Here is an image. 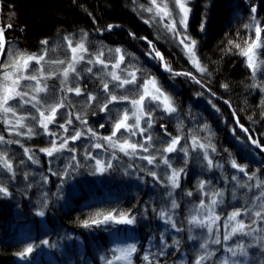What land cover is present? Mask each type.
I'll use <instances>...</instances> for the list:
<instances>
[{
  "label": "trees",
  "instance_id": "obj_1",
  "mask_svg": "<svg viewBox=\"0 0 264 264\" xmlns=\"http://www.w3.org/2000/svg\"><path fill=\"white\" fill-rule=\"evenodd\" d=\"M205 2L210 3L211 7L207 9L206 31L201 32L199 26ZM146 3L147 0H136V3L133 0H0V26L5 29L4 36L7 41L1 63L5 62L9 51L41 53L45 48L50 59H68L70 50L64 37L71 38L75 44L84 32L87 33L86 46L90 52L94 53L103 45L106 59H109L107 49L116 47L138 57V62L133 63H138L142 69L157 77L164 90L175 100L178 109L171 116L160 111L155 113V123L150 130L155 142L153 152L157 156L161 155L155 152V148L166 146L164 141L171 139L166 133L173 136L181 134L177 131L181 122L182 134L189 141L186 145L189 149L187 158L181 152L163 153L169 157L173 168L185 167L187 173L181 176L180 187L174 194L179 204V208L174 211L175 221L177 227L184 229L178 233L182 244L178 249L173 246L166 248L161 255L164 245L159 248L158 242L163 238L164 244L172 245L173 234L177 233L158 215L163 203L171 200L166 196L170 188L165 186L166 181H158L148 175L147 171H141H156L163 180V174L170 170L159 159L158 167H154L145 160L129 158L116 152L119 159L111 160L113 168L109 172L104 175H92L95 171V160L87 159L86 153L106 162L112 157V151L106 144L103 149L92 147L97 142L104 144L102 140L96 141L86 134L74 143L70 141L69 147L77 149L75 161L71 160L73 153L67 151L60 154L59 159L49 158L39 149L49 146L52 138L45 135L43 129L34 121L29 120L28 123L38 134L31 138L26 135L22 139L21 136L9 135L5 125L0 123V134L6 139L19 141L0 145V151H7L16 173L13 177L11 173L0 168V185L7 186L12 193L10 198L0 195V264H104L101 256H111L109 249L115 247L121 239L125 243L137 245L134 264H147L143 260L146 253L153 259L154 264L156 261H159V264H194L196 245L187 244L186 241L190 224L185 207L187 204H196L202 197L198 190L200 180L208 181L205 190L209 193L224 190V203L218 207V213L223 214L222 216L235 208L248 209L251 206L255 208L254 212L259 210L255 205L257 200L253 196L257 189L252 187L249 191L247 188L237 187L231 177L236 175L241 183L250 186L255 185L256 181H249L243 173L233 169L228 161L231 154V158H235L238 163L247 164L250 174L256 172L260 179H264V152L253 148L249 140L251 137L264 145V90L252 86L254 83L264 84V65L253 78L246 66V58L240 55L229 41L239 43L243 47L246 39L250 38L249 42L255 39V33L249 32L245 25L250 22V8L255 4L256 15L264 27V0H248L247 3L245 0H193L188 32L197 41V56L200 63L207 68L206 73L199 72L190 63L183 47L178 41L171 39V34L162 29L158 22L151 25L143 22L148 14H138L134 9H137L139 4ZM9 24L10 28L7 27ZM110 24L119 27L108 31L107 26ZM130 33L134 34L135 38ZM140 37L152 41L175 72L191 75L171 76L166 73L155 60L146 55L149 45ZM45 39L49 42L47 46L41 44ZM261 43L264 45V32L261 33ZM258 54V61L264 60V46L259 48ZM114 59V56L111 57L112 61ZM130 59L126 58L125 63ZM32 67L37 66L33 64ZM45 67L56 70L61 66ZM99 70V65L93 68L94 73ZM143 74L138 73L140 76ZM82 75L83 78L74 81V84L78 83L85 90L83 96L59 92V77L47 81L50 93H53L55 86V97L67 95V100L74 105L60 109L57 120L64 123L66 113H73V123L69 126L68 136H71L74 130L85 131L86 127H92L100 136L110 135L117 110L129 108V105H110V112H102L97 103L87 104V93L95 94L98 102L105 94L96 76L88 73ZM224 84L228 87H222ZM112 87L110 83V89ZM132 88L133 86H128V89ZM128 89H117L116 92L135 95L134 91L129 92ZM25 111L23 109L21 114ZM27 111L36 114L34 109ZM76 114L86 119L88 125L85 126L76 120ZM100 124H104V127L101 128ZM204 124L209 126L211 136L207 131L200 130ZM49 128L63 133L56 125H50ZM241 128L248 131L245 132ZM190 134L198 136L202 143L210 141L215 145L216 152L209 151V155L214 161L223 164L222 169L207 168L206 161L202 159V151L198 148L193 150L191 147ZM143 139L139 134L132 137L135 142H143ZM181 145H184L183 140ZM24 148L32 149L39 163L29 161ZM149 154L151 153L140 152L138 156ZM76 161L80 164L78 168ZM69 163L73 167L68 169V178L62 180L60 173L65 171V166ZM53 171L57 175H52ZM233 190L236 199L232 198ZM187 192H192V195H186ZM45 201V215L37 216L35 213L41 210ZM100 210H130L136 218V223L130 230L114 224L104 226L107 230H104V227L85 229L81 226V221ZM246 219V223L251 224L256 218L254 213H250ZM255 227L264 228V221L257 220L256 224H253V228ZM163 231L165 234L162 237ZM43 239H48L55 247H39L31 260H23L17 255L28 243ZM215 253L216 255L205 264L218 263L220 250ZM263 257L257 264H264Z\"/></svg>",
  "mask_w": 264,
  "mask_h": 264
},
{
  "label": "snow or ice",
  "instance_id": "obj_2",
  "mask_svg": "<svg viewBox=\"0 0 264 264\" xmlns=\"http://www.w3.org/2000/svg\"><path fill=\"white\" fill-rule=\"evenodd\" d=\"M136 3V0H133ZM247 3L248 0H245ZM193 0H147L146 4H139L137 9L138 14L147 13L146 19H143L145 24H153L157 21L163 25V28L167 33L171 34V39L178 41L179 45L183 47L186 55L190 61L201 73H206L207 68L200 63L199 57L197 56V41L189 34V19L192 14V7L190 6ZM171 5V6H170ZM204 11L201 14V21L199 30L201 32L206 31L207 25V9L211 7V4L205 2ZM250 22L245 25V28L249 32L255 33V39L249 42V39L244 41V46L229 41V44L239 51V54L246 58V66L249 68L253 78H255L257 72L261 70V66L264 65V60H259L258 63V49L261 48V33L264 32V27L261 25V20L257 17V7L253 4L250 8ZM89 15H91L89 13ZM165 21H167L165 23ZM11 27V25H7ZM113 27H119V25H108L107 30L111 31ZM5 29L0 27V56L4 55V49L6 46V38L4 36ZM133 37L135 38L134 34ZM67 41V47L71 52V56L68 59H50L48 58V50L45 48L41 53H29L27 51L12 50L9 51L5 62L0 63V123L5 125L9 135L22 136L27 135L31 138L37 135L34 127L28 123L29 120L34 121L40 129H43V133L52 139L49 141V146L40 148L39 151L44 153L49 158L59 159L60 154L67 151L73 153L71 160L75 161L76 148L69 147V142H75L81 139L86 134L90 135L96 141H103L102 143H94L92 147L96 149H103L105 144L108 149L112 151V157L107 162L93 157L90 153H86L87 159L95 160V171L92 175H104L113 168L111 160H118L119 157L116 152H121L129 158H139L147 161L149 165L158 167L157 160L167 166L170 172L163 174V180L161 176L157 175L156 171L141 169V171H147V174L152 176L154 179L164 182L165 186L172 189L173 191L180 187V179L182 175H186L185 167L173 168L172 163L168 156L163 153H174L181 152L187 158L189 155L188 139L182 134L183 123L178 125V135L173 136L171 133H166L171 137L170 140L164 141L166 146L162 148H155V152L161 153L157 156L153 149L155 142L150 130L153 128L155 120L153 119L155 113L160 111L171 116L178 111L175 100L167 93L159 80L154 74H151L148 70L142 69L138 63V57L134 54L127 52L125 49L116 47L114 49L108 48L109 59L105 58V49L102 45L94 53L89 51L86 46L87 33L84 32L81 39L74 44L73 40L69 37H64ZM147 41L149 50L146 55L155 60L164 71H167L171 76L178 75H191L190 73H179L175 72L171 65L166 62L165 56L160 50H158L152 41L147 40L146 37H140ZM48 40H42L41 44L47 46ZM231 50V49H229ZM115 57L114 61L111 57ZM126 58H131L126 64ZM35 64L37 67L33 68ZM81 64L90 65L89 67H80ZM45 65H59L60 68L56 70L46 69ZM99 65L100 70L93 72V68ZM123 65V67H122ZM111 68V71L108 69ZM144 73L142 76L138 73ZM83 73H88L96 76L102 85V91L105 94L104 97L98 98L93 93H87L85 96V102L89 105L97 103L100 111L110 112V105L116 104H128L130 108H123L117 110V115L112 123V131L110 135L100 136L92 127H86L85 131L74 130L71 136H68L69 126L72 125V112H67L65 115V122L59 123L57 120V113L60 109L74 107L71 101L67 100V95L64 97H55V86L54 91L50 93L49 85L47 83L50 79L60 78L59 92L66 94H75L76 96L85 95V90L82 89L78 83L74 84V81H78L83 78ZM105 77L109 79H105ZM195 79V77H193ZM197 83L201 81L196 80ZM110 83L113 87L110 89ZM133 86L132 89H128V86ZM253 87L261 88L264 90V84L254 83ZM222 87L227 88L228 85L224 84ZM117 89H128L129 92L134 91L135 95H130L127 92L117 94ZM15 102V103H14ZM154 105V107H153ZM21 109H25L24 114H21ZM27 109H34L36 114H33ZM112 118L111 116L109 117ZM75 119L80 121L81 124L87 126L88 121L83 119L79 114L75 115ZM238 123V121H237ZM49 125H56L59 129L63 130V133L55 130H50ZM103 128L104 124H100ZM162 128H166L165 125H161ZM242 127V126H241ZM26 129V132L21 131ZM123 130V132H122ZM201 131H207L211 136V131L207 124H204ZM247 132V129H244ZM126 133L127 135H124ZM118 134H120L118 136ZM144 137L143 142H135L132 137L137 135ZM147 134V135H146ZM191 135V134H190ZM184 141V145H181V141ZM251 143L255 145L260 152H264V145H261L258 140L252 139ZM19 143L18 140L6 139L4 135L0 134V145ZM191 147L193 150L197 148L202 151V159L206 161V166L209 170L213 167L223 168V164L214 161L209 155V151L212 153L216 152V147L210 141L209 143H202L201 139L196 135H191ZM23 147V145H21ZM151 153L149 155L138 156V153ZM24 153L27 159L34 164L39 163L35 157V153L32 149L24 148ZM233 169L243 173L249 181L255 180V185H248L241 183L238 176L233 175L231 180L236 182V186L240 188H247L251 191L252 187L261 189L260 193L255 196L256 200L260 201L259 210L254 212L256 219L252 220L251 224H246L242 216H248L251 209L246 208H235L225 218L223 223L224 228V241H230L236 236L240 237H252L254 243L248 244L247 246L243 242H239L235 247H226L225 252L229 253L230 256H225L220 261V264H246L249 257L248 249L251 247H258L264 250V236H253V232L259 233L264 232V228L256 227L253 228V224H256L257 220L264 221V179H260L256 172L251 174L248 171L247 164H240L235 158H231V154L228 161ZM23 163V161H21ZM187 164V159L184 161ZM71 163L65 166V171L60 173L62 180L67 179L69 176L68 169L72 168ZM76 167H80L79 161H76ZM0 168H3L8 173H11L14 177L16 175L13 162L7 155V151H0ZM51 171V169H49ZM259 170H257L258 172ZM52 175H57L56 172H52ZM25 179H27V173H25ZM227 179V177H226ZM47 182V177L44 178ZM208 181L200 180L198 183V190L204 196H210V203L206 204L204 200H200L198 206L195 208V214L188 218V223L199 229H206L208 239L200 243L199 248L202 249L197 257L195 258L194 264H205L206 261L212 259L216 253L209 250V242L215 245H221L220 239V221L222 216L217 212V208L224 203L225 192L223 189L214 190L212 192L206 191V185ZM62 186V185H61ZM173 191H168L166 195L173 197ZM0 195L3 197L10 198L12 193L9 191L7 186L0 185ZM186 195L191 196L192 192H187ZM232 198L236 199L235 190L232 192ZM245 203H247L245 201ZM47 206L45 201L41 210L35 214L43 217L45 215L44 207ZM179 208V204L176 199L171 200L170 209L175 210ZM155 211V209H153ZM159 217L164 220L166 224H170L176 231H183L181 227H177L176 221L172 219L170 211H166L163 208L159 212ZM167 217V219H165ZM136 223V218L129 211H96L92 215L86 217L81 221V226L85 229L102 228L104 226L114 225H133ZM251 229V231H249ZM104 230H107L104 227ZM191 230V229H190ZM215 232V235L213 233ZM189 239H197V237L190 236ZM180 241L174 239L172 245H164L161 250V255L164 254L165 249L168 247L175 246L179 248ZM41 246L44 247H55L54 244H50L48 239L40 241H34L28 243L22 251L17 255L23 260L33 259V254ZM112 253L111 256H101V260L104 264H134V256L138 249L135 243H129L124 246H117L109 249ZM237 257L241 259H237ZM143 260L147 264H154L153 259L150 258L149 254L143 255ZM155 264H159L156 261Z\"/></svg>",
  "mask_w": 264,
  "mask_h": 264
},
{
  "label": "rangeland",
  "instance_id": "obj_3",
  "mask_svg": "<svg viewBox=\"0 0 264 264\" xmlns=\"http://www.w3.org/2000/svg\"><path fill=\"white\" fill-rule=\"evenodd\" d=\"M171 6V5H170ZM191 6V5H190ZM0 12H1V6H0ZM158 22V21H157ZM167 21H165V23H166ZM158 24H159V26L162 28V29H164L163 28V25L161 24V23H159L158 22ZM1 27V26H0ZM259 50V49H258ZM70 56H71V52H70ZM1 58H0V63H1V59H2V56H0ZM189 61H190V59H189ZM190 63L193 65V63L190 61ZM258 63H259V61H258ZM194 66V65H193ZM195 67V66H194ZM196 68V67H195ZM167 72V71H166ZM15 103V102H14ZM131 106L129 105V108H130ZM23 111V109H21V112ZM23 113V112H22ZM49 127H50V125H49ZM21 131H24V132H26V129H21ZM122 132H123V130H122ZM120 134H118V136H119ZM26 135H22L21 136V139L23 138V137H25ZM118 153H120V154H123V153H121V152H118ZM124 155V154H123ZM170 170V169H169ZM178 189V188H177ZM177 189H175L174 191L172 190V189H170L169 191H173V197L171 198V197H168L167 195V198H170L171 200L174 198V194L176 193V190ZM257 189V188H256ZM260 189H257V191H255V194H253V196H256V195H258L259 193H260ZM168 192V191H167ZM166 192V193H167ZM171 200H168L167 202H164L163 203V209L164 210H166V211H170V214H171V216H172V219L173 220H175L176 219V214H175V210H171L170 209V204H171V202H169V201H171ZM200 200H204V202L206 203V204H208V203H210V196H204L203 194H202V197L200 198ZM200 200H199V202H200ZM258 201V202H257ZM256 202H255V205H257V207H258V209H259V205H260V201L259 200H257ZM199 202H197L196 204H187V207H185V211H186V213H187V218H189L191 215H193V214H195V208L198 206V204H199ZM248 209H251V212H249V214H248V216H242L241 217V219H243L244 221H245V223H246V221H247V219H246V217L248 218L249 217V215H250V213H254V211L253 210H255V208H253V207H251L250 206V208H248ZM217 212H218V208H217ZM220 215H221V213H219ZM223 215V214H222ZM221 215V216H222ZM228 215V214H227ZM227 215H224V216H222V219H221V221H220V231H219V235H220V239H221V241H222V243H221V245H215V244H212L211 242H209V250L210 251H214V252H216L218 249L220 250V253H218L219 254V260H218V263L217 264H220V261L223 259V257H225V256H230V254L229 253H227V252H225L224 251V249L226 248V247H235L236 246V244L237 243H239V242H243L246 246L248 245V244H252V243H254V241H253V239H252V237H240V236H236V237H234L232 240H230V241H224L223 240V236H224V228H223V223H224V218L227 216ZM165 219H167V217H165ZM164 221V220H163ZM165 224V223H164ZM246 224H248V223H246ZM125 229H127V230H130V229H132V227H133V225H122ZM191 230L189 231V233H188V237H187V240L186 241H188L187 242V244H194V245H196V249H195V251H194V255H196V257H197V255L201 252V251H203L202 249H200L199 248V245H200V243H202L204 240H206V239H208V234H207V232H206V229H199V228H196L195 226H193V225H189L188 226ZM256 228V227H255ZM250 230V229H249ZM251 231V230H250ZM178 233L180 234V231L178 232L177 231V233H174L173 234V237H174V239H176V240H179L180 241V245L182 244L181 243V237L178 235ZM165 234V232L163 231V233L161 234V236L163 237V235ZM264 233L263 232H259V233H256V232H253V236H264L263 235ZM189 235H191V236H194V237H197V239H189ZM213 235H215V232L213 233ZM133 239V238H132ZM153 242H154V240H153ZM164 240H163V238L158 242L159 244H158V246H159V248H160V245H165L164 244ZM131 243V242H130ZM117 244H119L120 246H124V245H126V244H129V243H125L124 242V240L122 241V239L121 240H119V243H117ZM179 245V246H180ZM117 246V245H116ZM156 247V246H155ZM173 247H175V246H173ZM170 248V247H169ZM198 249V250H197ZM248 251H249V257H248V259H247V261H246V264H257V262L264 256V250H262V249H260V248H258V247H251V248H249L248 249ZM134 259V258H133ZM237 259H241V258H239V257H237ZM263 259H264V257H263ZM258 264H263V263H261V262H259Z\"/></svg>",
  "mask_w": 264,
  "mask_h": 264
},
{
  "label": "water",
  "instance_id": "obj_4",
  "mask_svg": "<svg viewBox=\"0 0 264 264\" xmlns=\"http://www.w3.org/2000/svg\"><path fill=\"white\" fill-rule=\"evenodd\" d=\"M1 58V57H0ZM254 146V145H253ZM255 147V146H254Z\"/></svg>",
  "mask_w": 264,
  "mask_h": 264
}]
</instances>
